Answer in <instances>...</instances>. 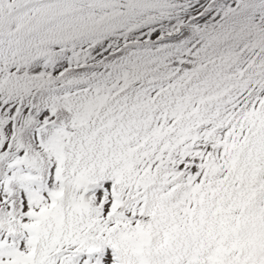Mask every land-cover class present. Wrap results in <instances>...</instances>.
Segmentation results:
<instances>
[{
    "label": "snow or ice",
    "instance_id": "1",
    "mask_svg": "<svg viewBox=\"0 0 264 264\" xmlns=\"http://www.w3.org/2000/svg\"><path fill=\"white\" fill-rule=\"evenodd\" d=\"M0 264H264V0H0Z\"/></svg>",
    "mask_w": 264,
    "mask_h": 264
}]
</instances>
